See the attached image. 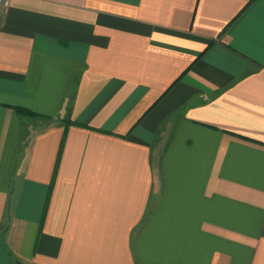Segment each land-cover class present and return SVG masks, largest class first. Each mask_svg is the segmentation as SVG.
I'll return each mask as SVG.
<instances>
[{
    "label": "crops",
    "instance_id": "obj_1",
    "mask_svg": "<svg viewBox=\"0 0 264 264\" xmlns=\"http://www.w3.org/2000/svg\"><path fill=\"white\" fill-rule=\"evenodd\" d=\"M0 264H264V0L0 9Z\"/></svg>",
    "mask_w": 264,
    "mask_h": 264
},
{
    "label": "trees",
    "instance_id": "obj_2",
    "mask_svg": "<svg viewBox=\"0 0 264 264\" xmlns=\"http://www.w3.org/2000/svg\"><path fill=\"white\" fill-rule=\"evenodd\" d=\"M23 115L25 116H28V117H34V118H43L44 120H48L49 118H46V117H40L39 115L31 112V111H28L26 109H23Z\"/></svg>",
    "mask_w": 264,
    "mask_h": 264
},
{
    "label": "built area",
    "instance_id": "obj_3",
    "mask_svg": "<svg viewBox=\"0 0 264 264\" xmlns=\"http://www.w3.org/2000/svg\"><path fill=\"white\" fill-rule=\"evenodd\" d=\"M9 4L10 0H0V9H7Z\"/></svg>",
    "mask_w": 264,
    "mask_h": 264
}]
</instances>
